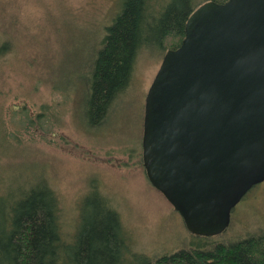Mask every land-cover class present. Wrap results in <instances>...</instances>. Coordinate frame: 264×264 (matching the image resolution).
<instances>
[{"label": "rangeland", "instance_id": "obj_1", "mask_svg": "<svg viewBox=\"0 0 264 264\" xmlns=\"http://www.w3.org/2000/svg\"><path fill=\"white\" fill-rule=\"evenodd\" d=\"M175 1L180 12L206 3ZM121 3L0 0V191L6 199L7 192L46 182L58 198L68 238L82 217L94 219L98 193L119 216L131 252L127 264H140L198 239L151 186L141 157L146 95L177 40L159 43L161 28L145 29L148 44L137 53L107 118L92 126L85 114L94 57ZM262 231L264 182L232 210L223 239Z\"/></svg>", "mask_w": 264, "mask_h": 264}, {"label": "water", "instance_id": "obj_2", "mask_svg": "<svg viewBox=\"0 0 264 264\" xmlns=\"http://www.w3.org/2000/svg\"><path fill=\"white\" fill-rule=\"evenodd\" d=\"M146 178L196 237L223 234L264 182V0L206 2L147 92Z\"/></svg>", "mask_w": 264, "mask_h": 264}, {"label": "trees", "instance_id": "obj_3", "mask_svg": "<svg viewBox=\"0 0 264 264\" xmlns=\"http://www.w3.org/2000/svg\"><path fill=\"white\" fill-rule=\"evenodd\" d=\"M158 1L122 0L106 27L88 79L85 114L90 125L107 118L112 102L126 88L134 59L148 44L144 30L158 25L159 43L176 39L171 47L175 50L184 38L187 19L199 7L180 12L175 0ZM93 194L98 213L91 221L82 217L68 238L59 222L58 198L46 182L7 192L6 199L0 191V264H127L131 252L119 216L104 198ZM225 234L194 236L198 241L192 247L154 259L142 258L140 264H264V231L236 240L223 239Z\"/></svg>", "mask_w": 264, "mask_h": 264}]
</instances>
